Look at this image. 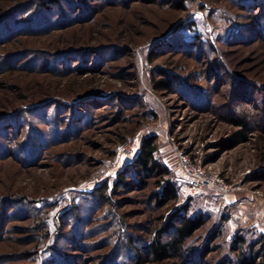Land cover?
Here are the masks:
<instances>
[{
  "label": "rangeland",
  "instance_id": "374dc122",
  "mask_svg": "<svg viewBox=\"0 0 264 264\" xmlns=\"http://www.w3.org/2000/svg\"><path fill=\"white\" fill-rule=\"evenodd\" d=\"M22 1L0 0V16ZM57 1L51 12L37 6L39 14H26L30 25L10 18L0 25V38L11 36L0 41V114L40 100L55 105L38 117L17 110L15 122L0 120V264H236L231 245L239 235L249 256L264 238V0ZM59 11L68 23H55ZM33 24L37 33H18ZM30 49L48 54L50 70L40 63L44 53L28 63L8 58L13 66L3 67L2 57ZM163 72L171 89L153 85ZM241 116L245 138L220 146L238 129L231 118ZM148 134L157 136L155 156L177 191L161 207L151 176L137 182L129 170V186L113 190L134 158L120 157L118 145ZM174 146L239 185L229 196L231 216L210 189L187 193ZM184 203L187 216L206 221L180 252L156 261L147 245ZM254 264H264V252Z\"/></svg>",
  "mask_w": 264,
  "mask_h": 264
},
{
  "label": "trees",
  "instance_id": "16d2710c",
  "mask_svg": "<svg viewBox=\"0 0 264 264\" xmlns=\"http://www.w3.org/2000/svg\"><path fill=\"white\" fill-rule=\"evenodd\" d=\"M176 1H178L179 5H182L183 0H176ZM238 1L241 2V1H246V0H238ZM251 1L253 0H250V2ZM57 2H58L57 0H25V1L19 2L15 6L10 8V10H7L5 13H3V15L0 16V25L3 24L2 22L4 21L5 18L12 19L11 21L15 23L16 25L17 24H21L25 26L30 25L31 23L34 22L33 21L34 19L28 15H30L31 13L39 14V12H36L34 8H37V6L38 7L41 6L43 9H46L49 12H51L50 3L56 4ZM68 5L69 7L74 8V6L71 3H69ZM252 5H253V2H251L249 6H252ZM240 7L247 8V6L243 4L240 5ZM16 14H19L18 15L19 18L17 20H16L17 18ZM259 14L261 15L264 14V7H262ZM40 21H42V19ZM51 21L52 20H49V22ZM55 21H56L55 23H59V21L64 24L68 23L67 16L64 14V11H59L56 14ZM36 25L38 24H35V25L33 24V26H31L28 30H22L21 32H18V33H25V34L37 33L38 31H35L34 29ZM50 26L51 27L49 28L57 27L58 25L51 24ZM256 29H258L259 31L261 30V28H256ZM45 31H48V28L45 29L43 32ZM260 34L262 35V33ZM10 38L11 36H7V38H0V41L8 40ZM16 44L22 45L20 41L13 43V45H16ZM31 51L32 49L27 50V51L25 50V52H22L21 55L17 53L9 54L8 56L1 58L2 60L1 63H3V60H4V63L8 62L9 60L8 58L13 60L17 57H21V59L26 60L27 63L34 62L37 56L42 55L44 53L45 56L41 58L40 63L42 64L44 63L43 68L46 71L50 70L49 64L51 62H50V59L48 58V54L46 52L36 51L37 53H34ZM32 53L34 55L30 56V54ZM3 65H4L3 66L4 68L13 66L11 63H6ZM161 75H162L161 77L157 78L154 81L153 83L154 87L157 89H166V90L171 89L170 78L167 77L168 75L165 74V72H163ZM86 95L87 93H85L84 95L80 97H83ZM52 105H54L53 102H51V104L49 102V105H48L47 101L45 102V100H40L37 102V105L34 108L32 107L26 110L25 109H22V110L17 109V110H19L20 112L21 111H28V112L31 111L32 114L38 117V115L40 114L39 112L44 110V108L42 107L47 106L48 108H52ZM53 107L55 108V105ZM17 110L15 109L8 110L6 113L0 114V120L2 121L3 119L5 120V119L11 118L10 119L11 122L12 121L15 122V120L17 119L16 116H18L19 114ZM67 115H70V117H73L71 114H65L64 118ZM55 121L56 120H53V127H54L53 131H57L58 129L57 126H54ZM19 124H20V121L17 120L16 126H18ZM231 124L236 126L238 129L234 131L232 135L227 138L226 144H220V146L222 147H234L245 138V131H246V127L248 124L245 117L241 116L238 118L236 117L231 118ZM45 135L48 136L49 132H46ZM51 140L53 142L56 141V139L53 137H51ZM157 149H158L157 136L154 134L145 135L142 138L137 154L134 156V158L130 162H128L124 166L123 170L119 172L117 179L114 183L115 187L113 188V190L115 191L116 189L127 188V186H129L128 175H126V173H128V171L131 170L133 172L132 179L134 181L144 183L146 177L151 176L154 178V185L156 187H159V190L157 191L155 190L153 192L154 204L156 207H161L165 205L167 201L175 200L177 198L176 188L174 187L172 183L165 181V177L169 174V169L156 158L155 154L157 152ZM215 156H216V152L209 154L207 156V162L213 159ZM97 193L99 196V200L101 202L106 199V190L104 187L101 189H97ZM187 210H188V203L182 204L174 213L166 217L165 222L163 223V229L157 230L154 232V236L151 238L149 244L147 245V249L150 251V253L152 254V256L154 257L156 261L163 260V259L170 257V252H180L184 242L189 237H191L195 233V231L199 229L200 227H202L203 224L205 223L206 218L203 217L201 214L197 216H187L186 215ZM37 226H39V224L37 223L33 225V227L35 228ZM169 230H172L174 232V235L169 238L164 239L163 234H165ZM47 233H48V229L45 230L44 228L42 232L43 239L46 238L45 235ZM244 243H245L244 238H242V236L239 235L234 239L231 245L232 250L238 251L239 256L237 258L236 264H254L255 256H258L261 252H264V238H260V240L256 242V245L252 248L251 254L249 256H246L244 254V251L242 248ZM207 253H208V247L205 246L201 255L204 257L206 256ZM221 264H226V262H221Z\"/></svg>",
  "mask_w": 264,
  "mask_h": 264
},
{
  "label": "built area",
  "instance_id": "2783aa9c",
  "mask_svg": "<svg viewBox=\"0 0 264 264\" xmlns=\"http://www.w3.org/2000/svg\"><path fill=\"white\" fill-rule=\"evenodd\" d=\"M141 138L142 136L138 135L123 139L118 145V155L125 158L126 161L132 159L139 150ZM169 139L172 141V137L167 138L166 134V140L169 141ZM174 147L176 149L177 168L188 180L187 193L192 196L200 195L205 189H210L223 210L224 216H231L229 196L239 189V185L237 186L236 183H227L219 175L206 170L201 163L195 161L196 156L192 157L181 148ZM196 154L198 153L196 152ZM222 223H224V220Z\"/></svg>",
  "mask_w": 264,
  "mask_h": 264
},
{
  "label": "crops",
  "instance_id": "0c3cea01",
  "mask_svg": "<svg viewBox=\"0 0 264 264\" xmlns=\"http://www.w3.org/2000/svg\"><path fill=\"white\" fill-rule=\"evenodd\" d=\"M250 197V196H249ZM251 204H253V201L252 202H250Z\"/></svg>",
  "mask_w": 264,
  "mask_h": 264
}]
</instances>
